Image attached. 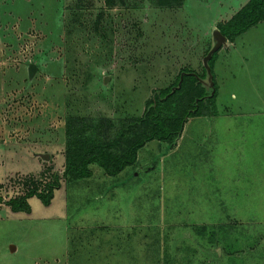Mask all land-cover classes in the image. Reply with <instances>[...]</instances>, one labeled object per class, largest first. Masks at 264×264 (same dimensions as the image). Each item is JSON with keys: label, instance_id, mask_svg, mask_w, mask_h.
Masks as SVG:
<instances>
[{"label": "rangeland", "instance_id": "1", "mask_svg": "<svg viewBox=\"0 0 264 264\" xmlns=\"http://www.w3.org/2000/svg\"><path fill=\"white\" fill-rule=\"evenodd\" d=\"M246 1L0 0V184L24 173L32 119L64 128L65 159L68 118L111 139L175 81L160 115L182 118L175 137L146 141L114 175L91 162L94 175L51 208L30 196V214L14 211L0 194V264H264V21L215 50L216 94L199 97L212 29ZM39 160L31 173L50 175ZM58 174L60 186L74 180Z\"/></svg>", "mask_w": 264, "mask_h": 264}, {"label": "trees", "instance_id": "2", "mask_svg": "<svg viewBox=\"0 0 264 264\" xmlns=\"http://www.w3.org/2000/svg\"><path fill=\"white\" fill-rule=\"evenodd\" d=\"M261 20L264 21V0H247L229 20L219 23L217 28L225 38L232 39ZM215 54L216 51H213L207 61L210 70ZM183 77L188 80L196 79V76L191 73H185L182 75ZM200 77H206L204 67ZM176 85L177 81L164 88L153 89L145 103L142 114L131 115L127 122H121L111 139L105 137H84L82 135V131L86 128L84 127V117L66 119L65 162L62 172L72 179L88 177L91 174L89 164L94 162L103 169L104 173L114 175L125 166L134 162L137 149L146 141L152 138L167 140L175 137L181 130L182 118L174 122L167 121L160 115V104L174 92L172 87ZM216 88L213 80V85L210 86L209 92L206 93L203 90V93L200 92L199 97L208 95V99L212 100L216 94ZM211 90L212 93L210 94ZM195 105H197L196 102L192 104V109L196 108ZM194 114L193 111H188V115ZM75 121L82 125L78 129L77 134L73 131V123ZM99 122L107 127L112 126V123L106 118L101 119ZM59 186V176L55 173L52 179L45 183V188L41 192L37 191L35 186L30 188L23 196L7 199L5 204L11 210L28 212L30 210V205L27 201L28 197L34 195L46 205L52 198L53 190Z\"/></svg>", "mask_w": 264, "mask_h": 264}, {"label": "crops", "instance_id": "3", "mask_svg": "<svg viewBox=\"0 0 264 264\" xmlns=\"http://www.w3.org/2000/svg\"><path fill=\"white\" fill-rule=\"evenodd\" d=\"M31 125H34V127L29 128L26 126V130H29L28 132L31 133V139L27 140L30 143L25 144L26 146H22L20 149H22V153L20 154V157L22 158V161L27 164L25 168H21V170H18L20 172L24 173H31L36 172L40 169V160L39 158H43L47 160L49 163H51L54 167V170L57 171V169L62 168V165L64 164V154H63V148H64V128H61L58 124L55 127L50 128V130H47V132H44V124L39 119H32L30 121ZM5 126V125H4ZM3 127V126H2ZM34 128V129H33ZM8 138H12L11 135L7 136ZM47 139V140H46ZM46 140V141H45ZM33 145V146H32ZM20 153V152H19ZM91 174L88 177L84 178H90L94 175V167L90 165ZM98 170L100 172V175L106 176L107 174L104 173L103 169L98 166ZM6 175V174H5ZM4 175V176H5ZM81 178L74 179L73 181H70L67 183L66 187L59 186L55 189L53 192L52 198L50 199V202L46 204L47 208H51L52 202L55 200L54 197L56 196L57 192L61 190L63 194H65V198L67 196V188L71 186L70 184H76L78 180ZM76 181V182H75ZM34 197V195H32ZM29 198V197H28ZM27 198V200H28ZM67 200V199H66ZM66 205L67 202L63 199L62 202L58 205L60 208L58 212L55 215L62 218L66 215ZM57 207V206H56ZM31 208L28 211L27 214H30ZM55 216L56 219L58 217ZM101 239L97 240L98 243H100ZM11 246L12 251H16L18 248V245L16 243H9ZM57 256L52 257H46L43 259V264H48L49 259L53 260Z\"/></svg>", "mask_w": 264, "mask_h": 264}, {"label": "built area", "instance_id": "4", "mask_svg": "<svg viewBox=\"0 0 264 264\" xmlns=\"http://www.w3.org/2000/svg\"><path fill=\"white\" fill-rule=\"evenodd\" d=\"M60 171H53L50 175H45V170H43L41 173H16L13 174L12 177L5 178L3 182L0 184V194L2 193H9V198H16L20 197L26 194V192L30 189L36 186L37 191L41 192L45 188V183L50 181L55 173L58 174ZM59 176V174H58ZM3 196V194H2ZM2 197L0 196V199ZM6 199V200H7Z\"/></svg>", "mask_w": 264, "mask_h": 264}, {"label": "water", "instance_id": "5", "mask_svg": "<svg viewBox=\"0 0 264 264\" xmlns=\"http://www.w3.org/2000/svg\"><path fill=\"white\" fill-rule=\"evenodd\" d=\"M212 33H213V36L215 38V41L213 43V45L210 47V49L207 51V53L203 56L202 58V61H203V66L205 68V71H206V76L208 75L209 77V80L211 81V84L210 86L213 85V80H212V73H211V70H210V67L208 65V59L210 58L211 54L213 51H215L216 49H218V47L225 41V36L219 31L218 28H213L212 29ZM31 67H34L35 65H30ZM182 75H180V78H181ZM212 93V90L210 92V94ZM209 94V95H210Z\"/></svg>", "mask_w": 264, "mask_h": 264}]
</instances>
